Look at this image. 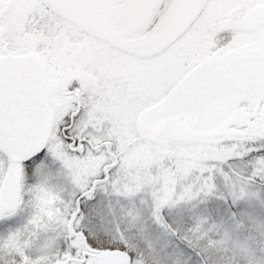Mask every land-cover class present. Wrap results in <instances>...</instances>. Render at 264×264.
I'll list each match as a JSON object with an SVG mask.
<instances>
[{"label": "snow or ice", "instance_id": "obj_1", "mask_svg": "<svg viewBox=\"0 0 264 264\" xmlns=\"http://www.w3.org/2000/svg\"><path fill=\"white\" fill-rule=\"evenodd\" d=\"M0 264H264V0H0Z\"/></svg>", "mask_w": 264, "mask_h": 264}]
</instances>
